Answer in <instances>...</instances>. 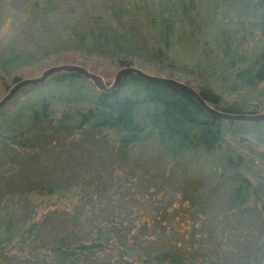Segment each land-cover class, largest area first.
Segmentation results:
<instances>
[{
	"label": "trees",
	"instance_id": "16d2710c",
	"mask_svg": "<svg viewBox=\"0 0 264 264\" xmlns=\"http://www.w3.org/2000/svg\"><path fill=\"white\" fill-rule=\"evenodd\" d=\"M55 6L35 0L30 12L42 16ZM96 6L63 28L65 49L120 67L160 65L227 84L231 92L264 82V0H97ZM85 81L76 72L51 75L34 86L56 89L8 120L18 123L28 113L29 124L0 130V257L8 247L14 251L8 256L26 264H264V180L238 175L241 155L220 154L224 121L256 137L264 135V122L216 119L174 87L134 74L105 93H85ZM197 90L220 108L212 86ZM52 100L70 104L71 123L49 115ZM222 109L241 112L235 105ZM44 145L67 165L48 162L46 178L19 186L17 165ZM85 157L104 162L102 169L85 165ZM201 174L214 175L204 189L191 185ZM42 203L46 210L37 218ZM19 211L28 221L17 227Z\"/></svg>",
	"mask_w": 264,
	"mask_h": 264
},
{
	"label": "rangeland",
	"instance_id": "374dc122",
	"mask_svg": "<svg viewBox=\"0 0 264 264\" xmlns=\"http://www.w3.org/2000/svg\"><path fill=\"white\" fill-rule=\"evenodd\" d=\"M33 1L35 0H0V99L16 83L14 81L15 77L19 80L37 77L47 68L63 64L82 66L98 75L107 85H111L116 73L121 68L116 61L107 57L89 55L72 47H66L65 49L60 42L64 40L63 28L73 21L75 16L86 14V12H96L97 0H54L56 6L42 16H39L38 13L30 12V5ZM60 33L62 36L59 35ZM138 65L139 63L133 64V66L149 74L174 78L191 85L195 89H199L203 85L212 86L221 96V109L235 105L243 113L264 112V82L259 85L257 90L231 92L227 84L206 83L203 79H198L191 74L171 71L166 67L147 62L140 64L142 67ZM34 85L36 84L22 87L16 92V95L14 94L15 97H12L0 108L1 132L28 125L27 116H30L28 113L26 117H20L18 123H10L8 120L10 118L14 120L13 116L17 111L25 109L24 107L28 103L45 94L48 90L56 89L46 83H43L40 87H35ZM83 87L85 93L94 94L93 90H97L90 81H85ZM84 97L87 98V95H84ZM81 104L84 107L89 105L87 102H82ZM67 105L59 100H52L48 113L57 123H64L65 121L71 123L73 119L66 117L69 114L70 104ZM222 127L226 142L222 144L220 154L223 156L241 155L244 163L237 170L238 175L247 177L253 183L263 181L264 135L256 137L249 130L234 131L232 126L226 121L222 123ZM77 149H80V146H77ZM56 157L44 145L39 150L38 155L29 156L17 165L14 182L19 186L26 187V185L46 178V174L50 173L46 165L49 167L52 162H56L58 165H67V162L61 161ZM151 158L153 159L152 162H160V159L154 155ZM71 159H69V162L72 161ZM82 161L85 165L92 167L93 170L102 169L104 163L99 161V159L96 160L95 157H85ZM57 175L59 179L62 174L57 173ZM185 176L186 174H179L177 179L182 181ZM213 181L214 175L201 174L196 176L194 183L191 185H197V188L204 189L207 188L209 182ZM44 210L46 208L43 207L42 203L36 211V217H40ZM22 211H19L15 218L17 227L23 225L27 219L26 214ZM8 251L9 253H7ZM3 252H5V257L1 256L0 262L2 261L5 264H26L8 256L12 253L14 254L13 248L6 247Z\"/></svg>",
	"mask_w": 264,
	"mask_h": 264
},
{
	"label": "water",
	"instance_id": "95a60500",
	"mask_svg": "<svg viewBox=\"0 0 264 264\" xmlns=\"http://www.w3.org/2000/svg\"><path fill=\"white\" fill-rule=\"evenodd\" d=\"M62 71L76 72L83 75L93 83V85L97 88L99 92H104V93L116 90L120 86L124 76L128 74H134L135 76L146 82L164 84L174 87L182 94H184L186 97L193 99L202 110H204L207 114L211 115L216 119L228 120V121H247L254 123L264 122V112L263 113L227 112L221 108H215L211 106L208 102H206L201 97L198 90L192 87L191 85L174 78L149 74L133 65L121 67L116 73L113 83L111 85H107L98 75H96L93 72H90L86 68L79 65L63 64V65L52 66L44 70L37 77L21 79L18 82H16L9 89V91L0 99V108L4 106L5 103L9 101L14 96V94H16V92H18L22 87L26 85L41 83L51 75Z\"/></svg>",
	"mask_w": 264,
	"mask_h": 264
}]
</instances>
